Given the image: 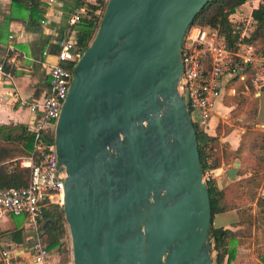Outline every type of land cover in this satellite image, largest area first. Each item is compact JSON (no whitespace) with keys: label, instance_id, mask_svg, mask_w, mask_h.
Here are the masks:
<instances>
[{"label":"water","instance_id":"water-1","mask_svg":"<svg viewBox=\"0 0 264 264\" xmlns=\"http://www.w3.org/2000/svg\"><path fill=\"white\" fill-rule=\"evenodd\" d=\"M207 1L107 0L54 130L73 264H213L209 190L178 89L182 37Z\"/></svg>","mask_w":264,"mask_h":264},{"label":"built area","instance_id":"built-area-1","mask_svg":"<svg viewBox=\"0 0 264 264\" xmlns=\"http://www.w3.org/2000/svg\"><path fill=\"white\" fill-rule=\"evenodd\" d=\"M51 5L56 0H45ZM107 0H81L69 13L67 32L58 41L57 61L49 65L48 82L44 94L37 98L21 99L34 113L32 124V149L19 158L21 166L29 170L27 183L21 186H0V221L5 216H22L30 230L34 261L49 264L50 250L42 239L43 212L50 204L63 207L66 171L58 162L54 140L55 125L62 103L73 76V68L83 50L77 49L78 24L84 17L101 20ZM232 15V14H231ZM240 24L235 47H230L217 29L191 23L187 26L180 46L183 69L178 89L186 99L192 120L205 129L214 110V96L221 86L222 77L238 75L244 78L253 71L251 78L259 91H264V46L260 41L247 37L254 28V20L238 19ZM10 74L0 61V75ZM213 169L204 171V178L214 177ZM69 234V232H68ZM10 251L0 245V264L8 263ZM73 264V262L68 263Z\"/></svg>","mask_w":264,"mask_h":264},{"label":"crops","instance_id":"crops-1","mask_svg":"<svg viewBox=\"0 0 264 264\" xmlns=\"http://www.w3.org/2000/svg\"><path fill=\"white\" fill-rule=\"evenodd\" d=\"M80 1L56 0L49 5L45 0H0V61H4V69L10 73L0 75V124L23 123L31 132L34 113L26 105H21L20 100H29L44 94L49 78V65L57 61L58 41L67 32L68 15ZM258 1L245 0L231 16L251 19L252 9ZM80 25L78 24V28ZM246 77L247 73L244 78L237 77L238 79L228 74L222 77L221 86L214 96V110L204 126L206 132L211 135L218 134L219 140L227 143L232 149L238 147L242 133L246 130L243 120L247 116L245 110L247 105L237 114L233 113L237 105L234 98L237 93L246 94L248 100L258 98L253 129L264 131V91H259L252 82L254 89L251 91L245 83ZM17 131L18 128L13 127L12 132ZM20 156H14L6 161L19 163ZM235 160L240 162L239 171L241 159L235 158L233 161ZM232 163L213 168L219 187L233 181L225 174ZM239 177L237 174L235 179ZM259 192L264 194V175ZM255 209L254 202H247L233 209L214 213L212 223L215 226L237 229L242 225L235 226L233 223L253 218ZM15 217L18 219H14ZM259 221L262 219L259 218ZM20 226L23 228L24 240L17 242L12 237V232ZM238 237L240 239L236 243V252L229 264H257L259 258L254 248L249 245L248 238L240 235ZM251 239L264 243V237L261 236H252ZM0 245L10 251L6 264H38L33 258L30 230L22 216H5L0 221ZM65 245L66 240L61 246L49 249L51 254L49 264L72 263L71 254L66 252Z\"/></svg>","mask_w":264,"mask_h":264},{"label":"trees","instance_id":"trees-1","mask_svg":"<svg viewBox=\"0 0 264 264\" xmlns=\"http://www.w3.org/2000/svg\"><path fill=\"white\" fill-rule=\"evenodd\" d=\"M21 1V0H15ZM245 0H208L194 16V24L217 28L225 37L230 47H235V42L240 30V24L232 22L230 15ZM251 16L254 20V28L247 40L264 42V0H259L253 7ZM100 20L84 17L79 23L77 36V49L84 50L92 41ZM6 58V57H4ZM3 58V59H4ZM7 68V65L5 64ZM245 83L252 91L253 71L246 69ZM239 77L238 75H234ZM238 79V78H237ZM243 83H241L242 85ZM237 105L233 113L240 112L245 105L247 116L243 120L246 130L242 133L241 141L236 149H232L227 143L219 140L218 134L211 135L193 119L196 129L198 149L203 170H209L220 165H229L235 158L241 159L239 178L219 187L215 177L207 180L212 217L214 213L233 209L247 202L256 205L253 218L239 220L233 225H242L237 229L224 226H215L211 223L210 239L212 251L215 252L213 260L215 264H229L236 252L238 235L247 237L249 245L254 248L259 258L257 264H264V250L254 237H264V194L259 192L262 177L264 175V131L253 129L258 107V98L248 100V96L242 92L234 96ZM13 127L18 128L16 133ZM54 140V135H51ZM32 134L23 123L14 125L0 124V186H21L27 183L29 170L19 165L18 161H6L14 156L26 155L32 149ZM248 173V174H247ZM42 239L48 249L61 246L68 234V226L65 220L63 207L58 204L48 205L43 212ZM259 218L262 221H259ZM23 228L20 226L12 232V237L17 242L24 240ZM238 237V238H237Z\"/></svg>","mask_w":264,"mask_h":264},{"label":"rangeland","instance_id":"rangeland-1","mask_svg":"<svg viewBox=\"0 0 264 264\" xmlns=\"http://www.w3.org/2000/svg\"><path fill=\"white\" fill-rule=\"evenodd\" d=\"M262 45L264 46V42H262ZM252 96V95H251ZM14 219H18L17 217H15ZM260 237V236H259ZM259 242V241H258ZM66 243H67V245H65V246H67V250H66V252L68 251V254H71V257H72V248H71V239H70V235L66 238ZM259 244H260V246L261 247H263V250H264V243H260L259 242ZM211 255H212V258H213V256L215 255V252L214 251H212L211 252ZM213 264H215L214 263V260H213Z\"/></svg>","mask_w":264,"mask_h":264}]
</instances>
